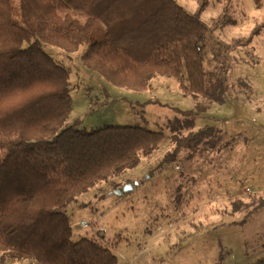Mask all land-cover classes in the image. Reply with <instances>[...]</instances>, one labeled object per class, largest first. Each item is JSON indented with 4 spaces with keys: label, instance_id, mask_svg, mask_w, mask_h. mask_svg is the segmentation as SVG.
<instances>
[{
    "label": "trees",
    "instance_id": "obj_1",
    "mask_svg": "<svg viewBox=\"0 0 264 264\" xmlns=\"http://www.w3.org/2000/svg\"><path fill=\"white\" fill-rule=\"evenodd\" d=\"M19 2L22 25L14 21L11 1L0 0V253L35 264H118L99 241H73L67 211L100 182L138 166L164 135L139 127H65L73 106L71 75L44 46L73 53L90 44L84 65L116 87L144 92L156 76L171 78L184 96L196 99L184 112L194 116L226 100L221 72L208 73L201 53L210 28L199 15L208 0H201L196 16L176 0ZM65 11L87 20L81 24L69 13L62 16ZM97 22L107 33L93 45ZM178 133L166 162L214 137L217 128ZM234 204L246 214L244 225L264 208V199Z\"/></svg>",
    "mask_w": 264,
    "mask_h": 264
},
{
    "label": "rangeland",
    "instance_id": "obj_2",
    "mask_svg": "<svg viewBox=\"0 0 264 264\" xmlns=\"http://www.w3.org/2000/svg\"><path fill=\"white\" fill-rule=\"evenodd\" d=\"M10 1L15 23L24 24L19 0ZM176 2L192 16L202 4ZM67 13L81 24L87 20L74 11L61 15ZM199 17L210 28L201 45L205 70L221 72L226 100L194 116L184 112L196 99L184 96L171 78L156 76L144 92L116 87L84 65L90 44L73 53L44 46L71 75L73 106L65 127H139L164 135L138 166L100 182L67 211L73 241H99L118 264H264V208L241 225L246 214L234 206L264 199V0H208ZM106 33L97 22L91 44ZM209 126L217 128L214 137L166 162L176 147L174 134ZM127 186L132 191L117 193ZM82 221L91 227L82 229ZM0 264L35 263L0 253Z\"/></svg>",
    "mask_w": 264,
    "mask_h": 264
},
{
    "label": "built area",
    "instance_id": "obj_3",
    "mask_svg": "<svg viewBox=\"0 0 264 264\" xmlns=\"http://www.w3.org/2000/svg\"><path fill=\"white\" fill-rule=\"evenodd\" d=\"M80 226H81L82 229H89V228L91 227V225L88 224V221H87V222H86V221H82V222L80 223ZM100 230H101V229H100ZM102 231H106V230L102 229Z\"/></svg>",
    "mask_w": 264,
    "mask_h": 264
},
{
    "label": "water",
    "instance_id": "obj_4",
    "mask_svg": "<svg viewBox=\"0 0 264 264\" xmlns=\"http://www.w3.org/2000/svg\"><path fill=\"white\" fill-rule=\"evenodd\" d=\"M129 191H132V187L127 186L124 189L117 191V193L118 194H123V193L129 192Z\"/></svg>",
    "mask_w": 264,
    "mask_h": 264
}]
</instances>
